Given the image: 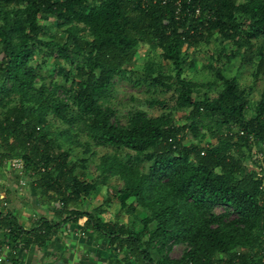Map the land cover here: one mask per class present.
<instances>
[{
    "label": "trees",
    "instance_id": "obj_1",
    "mask_svg": "<svg viewBox=\"0 0 264 264\" xmlns=\"http://www.w3.org/2000/svg\"><path fill=\"white\" fill-rule=\"evenodd\" d=\"M181 2L178 14L177 0L147 8L141 0H0V171L22 159L37 193L56 204L54 220L41 218L27 232L12 215L0 214V230H10L12 243L46 246L66 225L84 221L109 247L112 264L261 258L264 170L247 162L254 149L263 151L264 91L251 109L249 94L224 74L223 62L259 57L257 71L264 73V47L253 45L264 36V0ZM214 37L219 48L207 68L222 90L209 98L187 73L197 68L190 56ZM145 46L160 54L145 66L144 82L173 91L176 106L158 117L132 111L121 124L109 94ZM38 53L66 64L59 72L69 87L39 77ZM181 112L185 123L178 125ZM74 145L89 158L77 161ZM97 148L111 151L101 156L94 178L81 175ZM112 179L122 186L103 204L77 207ZM175 246L184 247L180 258L171 257Z\"/></svg>",
    "mask_w": 264,
    "mask_h": 264
},
{
    "label": "rangeland",
    "instance_id": "obj_2",
    "mask_svg": "<svg viewBox=\"0 0 264 264\" xmlns=\"http://www.w3.org/2000/svg\"><path fill=\"white\" fill-rule=\"evenodd\" d=\"M239 3H244L246 0H238ZM55 31V30H54ZM64 37V35L62 36ZM255 48L264 47V36L258 40L253 41ZM219 48L218 41L214 37L208 44L202 45L200 50L195 54L191 55L196 63V70L187 73V77L193 82L204 84L206 86L205 93L209 98L217 97L218 93L222 90V83L219 82L214 73H212L207 67L210 60L211 52L217 51ZM160 50L154 46H145L142 49V59L138 63L130 64L127 66V71L117 75L114 80L112 89L109 94L108 105L117 111V121L121 124L127 123V117L129 112L141 110L146 112L150 117H158L163 112L170 111L176 106V95L173 91H167L163 88L156 89L149 87L144 81L146 80V72L144 70L148 63L159 61ZM259 63V57H255L252 62L246 61L243 57L235 59L230 65L227 60L223 62L224 74L227 77L237 78L240 83L242 90L249 94L250 107L254 108V105L260 99L262 92L264 91V73L257 71ZM215 64V61H214ZM34 68H36L39 77H45L48 83L59 82L66 87L70 86V83L61 76L59 70L65 68V63L57 62L53 59H48L45 55L38 53L33 62ZM165 74H169L172 68L167 63H164ZM210 86V87H209ZM158 102L154 106L152 102ZM185 112L178 113L176 121L178 125L185 123L183 116ZM193 137L189 136L188 141H192ZM77 157L75 159L82 160L83 158H89L85 156L84 149L78 145H74ZM96 156L90 157L91 161L87 168L80 170L79 173L82 175L83 172L88 173V178H94L96 173V166L98 165L100 158L103 154L110 152L111 150L97 148L95 149ZM256 159L252 158L251 161L247 162L249 168H257ZM8 166V165H6ZM83 168V167H82ZM264 168V161H263ZM10 178L15 176L9 172ZM121 182L112 179L108 182L107 187L101 188L99 192L92 195L87 202L88 208H97L107 199L114 187L120 188ZM93 210V209H92ZM217 212H221L220 209ZM142 218L141 216H139ZM129 218H126L123 223L128 224ZM184 247L176 246L171 252L172 258H180L183 255Z\"/></svg>",
    "mask_w": 264,
    "mask_h": 264
},
{
    "label": "crops",
    "instance_id": "obj_3",
    "mask_svg": "<svg viewBox=\"0 0 264 264\" xmlns=\"http://www.w3.org/2000/svg\"><path fill=\"white\" fill-rule=\"evenodd\" d=\"M4 166L0 171V214L12 215L26 232L35 228L41 218L54 220L56 204L43 200L36 191L37 183L27 178V186L21 187L19 178H10L12 171ZM88 199L81 200L77 207L94 209L87 207ZM111 255L104 241L84 229V221L66 225L42 247L22 249L0 234V264H112Z\"/></svg>",
    "mask_w": 264,
    "mask_h": 264
},
{
    "label": "built area",
    "instance_id": "obj_4",
    "mask_svg": "<svg viewBox=\"0 0 264 264\" xmlns=\"http://www.w3.org/2000/svg\"><path fill=\"white\" fill-rule=\"evenodd\" d=\"M169 0H141L142 6L144 8H147L149 5H155L158 3H161L162 5H166L168 4ZM177 4H178V14L181 13V5L182 2L181 0H177ZM201 15V9H198L195 13V17H199ZM208 19H210V16L207 17ZM241 136H245L246 132L245 131H241L240 132ZM250 143L254 144L255 143V138L252 136L250 138ZM263 151L262 152H258L257 149H254V154H255V159L257 161V169L258 171L262 172L264 170L263 168V161H264V144L262 145ZM6 165H8L12 171L15 173V175L19 178L20 180V186L24 187L27 186L28 182H27V176H26V172H25V163L22 159H14L11 161H8L5 163ZM3 233L5 234V236L10 234V230H0V234ZM176 247V246H175ZM174 247V248H175ZM253 264H264V252L261 255V258H259L257 261H255Z\"/></svg>",
    "mask_w": 264,
    "mask_h": 264
}]
</instances>
